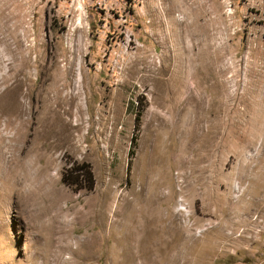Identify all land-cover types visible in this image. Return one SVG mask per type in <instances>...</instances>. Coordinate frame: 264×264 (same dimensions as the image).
Instances as JSON below:
<instances>
[{
  "label": "rangeland",
  "instance_id": "obj_1",
  "mask_svg": "<svg viewBox=\"0 0 264 264\" xmlns=\"http://www.w3.org/2000/svg\"><path fill=\"white\" fill-rule=\"evenodd\" d=\"M0 264H264V0H0Z\"/></svg>",
  "mask_w": 264,
  "mask_h": 264
},
{
  "label": "trees",
  "instance_id": "obj_2",
  "mask_svg": "<svg viewBox=\"0 0 264 264\" xmlns=\"http://www.w3.org/2000/svg\"><path fill=\"white\" fill-rule=\"evenodd\" d=\"M137 116L135 121L137 122ZM61 181L74 192L80 190H91L94 184L93 174L89 163L85 161L69 160L60 176Z\"/></svg>",
  "mask_w": 264,
  "mask_h": 264
},
{
  "label": "bare ground",
  "instance_id": "obj_3",
  "mask_svg": "<svg viewBox=\"0 0 264 264\" xmlns=\"http://www.w3.org/2000/svg\"><path fill=\"white\" fill-rule=\"evenodd\" d=\"M15 26H16V25H15ZM175 258H176V257H174V259H175ZM171 260H172V259H171ZM175 260H176V259H175ZM175 260H174V261H175Z\"/></svg>",
  "mask_w": 264,
  "mask_h": 264
}]
</instances>
